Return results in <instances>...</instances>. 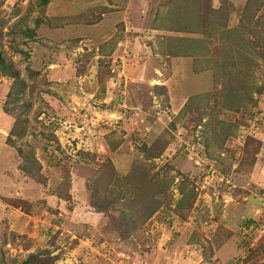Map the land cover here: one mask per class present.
I'll use <instances>...</instances> for the list:
<instances>
[{"label": "rangeland", "instance_id": "1", "mask_svg": "<svg viewBox=\"0 0 264 264\" xmlns=\"http://www.w3.org/2000/svg\"><path fill=\"white\" fill-rule=\"evenodd\" d=\"M40 2L0 0V264L42 249L50 264H264V0ZM141 40L192 51L164 64L183 68L178 89L158 62L154 94L131 84ZM103 189L125 193L130 236L92 207Z\"/></svg>", "mask_w": 264, "mask_h": 264}, {"label": "trees", "instance_id": "2", "mask_svg": "<svg viewBox=\"0 0 264 264\" xmlns=\"http://www.w3.org/2000/svg\"><path fill=\"white\" fill-rule=\"evenodd\" d=\"M48 1L49 0H41L40 3L45 5L48 3ZM248 8H249V6L247 4L246 9H248ZM39 22H40V19H37V23H39ZM183 50H181V52L178 51L176 53L180 54V55H182V54L191 55L190 52H192V51L189 50L187 47L183 48ZM1 67H2V71L4 74L14 77L15 85L19 84V88H20L18 91L15 89V87L13 85L12 89L8 93V96L9 97L17 96L20 93V90L23 89L24 81L19 80L18 73L13 71L11 65L2 61ZM156 85H158V84H156ZM156 85H154V87ZM156 87H158V86H156ZM199 96L202 97V95H199ZM200 107L202 109H200ZM203 107H204V104H202V103L198 104L199 113L201 110L203 111ZM5 111L10 113L11 110L8 109L7 106H5ZM202 111H201V113H202ZM20 125H21V120H20V116L18 115L16 118V123L12 127V129L10 131V135L8 136V141H13V144H14V140L16 139L15 136H18L19 138H22L24 136V132H22V129H20L21 128ZM17 148H18L19 153L21 154L23 149L19 146H17ZM25 169L27 170L28 173H31V169L28 166H25ZM38 170L41 172V165H39ZM41 193H42V191H41ZM47 193L49 194V198L46 197ZM107 193H108V190H104V189L102 192H100L99 190H96V192H93V195L91 198V204H92V207H95L97 210L94 208L93 209L96 210L97 212H99V211L105 212L108 207H111L113 210L117 211L119 213V215L121 216V218L123 220L127 221V224L125 226V232L128 236H130L136 227L137 221H135L133 216L129 217L127 212L124 210V209H126V207H124L126 205V201H125L126 197H122V196H124L125 193L116 197L114 200H109V197H111V196L110 195L108 196ZM43 194H45V196H44L45 198L40 200L42 203L47 205L50 209H53V208L60 209V206H62V205L59 206V202L55 203V201L53 202L50 199V197H55L53 192H50V190L48 191L47 189L46 190L43 189ZM56 197H58V196H56ZM141 203H143L142 204L143 210L147 211V214L145 217L148 218L150 215H152L153 210L149 211L150 208H149L148 204L146 203V200H144V196H137V197L131 199L130 207L140 205ZM192 203H193V200L190 201L189 207H191ZM129 210H130V208H129ZM55 258H56V254H53L52 251H49L48 249H42L40 251L30 252L28 254V256L23 260V263L24 264H50V262H53L55 260ZM246 261L248 262V258H245V262Z\"/></svg>", "mask_w": 264, "mask_h": 264}, {"label": "crops", "instance_id": "3", "mask_svg": "<svg viewBox=\"0 0 264 264\" xmlns=\"http://www.w3.org/2000/svg\"><path fill=\"white\" fill-rule=\"evenodd\" d=\"M41 5H43V4H41ZM95 24L96 23H94V22H93V24H87L85 26H82L80 24H76V26H73L70 30H72V31H74V30H77V31H83V30L92 31L93 30L92 27L95 26ZM79 33H81V32H79ZM79 33H77V34L79 35ZM92 34H93V36H92L93 39H96V37L98 36L97 33L96 34L95 33H92ZM103 34L104 33H102V36H103ZM111 37L108 38V39L103 40L99 44L98 43L97 44L95 43L94 45L97 46V47L102 46L103 49H105L104 47H106V48L107 47H110V45H112V44L111 43L109 44L108 41L111 40ZM105 42H108V43H105ZM138 44H139V47H140V51L138 52L139 53L140 60H138V62L140 61L141 62V65L140 66H139V64L136 65V66H133L132 65L130 67L131 71L127 75V77H131V79H132V77L133 78L135 77V79L131 81V84L132 85H135V88L137 86H139L137 88V91H141L142 89H146V90H148V94H151V93L154 94V83H152V81L154 79H153V76H148L149 75L148 73H149V71L153 70V68H156V67H153V65H154L155 62H158L160 64V67L162 68L163 71L165 70V71L168 72V70H170V69L174 71L173 72L174 75H171L168 78H166V82L163 83V85H165V84L168 85L169 91L172 90L171 93L174 90L178 89V86H176L174 88V86L176 85V84H174L175 83L174 81L176 80V77L178 78L179 76L181 77V80H182V77H184V75H183V68L177 70L175 65H174V68H175L174 69L173 67H171V66L168 67V66H166L164 64L167 62L166 64L169 65V62L170 61L173 62V60H176V59H179V58L185 59L183 61V64H185V63H187L186 61L192 60L193 57H191V55H186L184 57H179V56L175 55V53H168V52H172V51H169V50L166 51V50H163V48L160 50L157 47L156 44H152V43H149V42L143 43L142 40ZM89 50H91V48ZM105 53H110V52H105ZM163 53H166V56H164ZM97 55L99 57H101V58H111V57H113L115 55V53H112V55L109 54L110 56H108V57H105L102 54L101 55L100 54H97ZM159 69L160 68H158L157 71ZM165 71H164V73H165ZM193 73H195V72H193ZM148 81H150V82H148ZM127 82H128V80H127ZM157 114H158V112H157ZM44 196H45V194H44ZM39 202H41V201H39ZM92 214L93 213H91L90 215H92Z\"/></svg>", "mask_w": 264, "mask_h": 264}]
</instances>
